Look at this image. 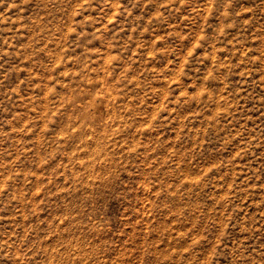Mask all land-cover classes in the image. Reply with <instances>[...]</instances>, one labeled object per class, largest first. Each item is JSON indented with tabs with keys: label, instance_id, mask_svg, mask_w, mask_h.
<instances>
[{
	"label": "rangeland",
	"instance_id": "rangeland-1",
	"mask_svg": "<svg viewBox=\"0 0 264 264\" xmlns=\"http://www.w3.org/2000/svg\"><path fill=\"white\" fill-rule=\"evenodd\" d=\"M0 264H264V0H0Z\"/></svg>",
	"mask_w": 264,
	"mask_h": 264
}]
</instances>
